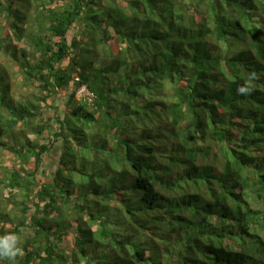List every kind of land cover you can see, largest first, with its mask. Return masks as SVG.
Instances as JSON below:
<instances>
[{"label": "trees", "instance_id": "trees-1", "mask_svg": "<svg viewBox=\"0 0 264 264\" xmlns=\"http://www.w3.org/2000/svg\"><path fill=\"white\" fill-rule=\"evenodd\" d=\"M1 57L0 264H264V0H0Z\"/></svg>", "mask_w": 264, "mask_h": 264}, {"label": "rangeland", "instance_id": "rangeland-1", "mask_svg": "<svg viewBox=\"0 0 264 264\" xmlns=\"http://www.w3.org/2000/svg\"><path fill=\"white\" fill-rule=\"evenodd\" d=\"M0 63L2 64L3 67L7 68L9 71V84H10V90H11V94L14 96V98L16 100H20L22 98V95L27 96V98L30 96V98L32 99V94H34V91L31 89H26L22 87V84L20 81H17L16 77H15V73L13 71L12 68V64H7L6 62V58H2L0 59ZM86 94V92L82 89L79 93H78V97H83ZM60 105H62V102L60 103ZM64 105V103H63ZM62 105V106H63ZM32 138H34L32 136ZM1 163V161H0ZM9 163V164H8ZM7 166H13L12 164H14V161H10L8 162ZM46 164L47 166L45 167V170L42 171V177L45 180H49V178H52L55 176V172L56 169L58 168V163H57V158L51 157V159H47L46 160ZM256 192V191H254ZM0 194L2 196H9V193L6 192V190L3 188V184H0ZM257 196V194H256ZM259 197V196H258ZM257 197V198H258ZM255 199V198H254ZM249 208H250V219L253 222L252 225V232L254 234L257 235H261L264 239V205L260 204L258 202V200H252L249 204ZM256 221V223L254 222ZM213 223L216 225L215 227H221L224 225V223L222 221H213ZM218 225V226H217ZM20 244L23 245L25 244L24 241H20ZM18 244V245H20Z\"/></svg>", "mask_w": 264, "mask_h": 264}, {"label": "clouds", "instance_id": "clouds-1", "mask_svg": "<svg viewBox=\"0 0 264 264\" xmlns=\"http://www.w3.org/2000/svg\"><path fill=\"white\" fill-rule=\"evenodd\" d=\"M254 75V74H253ZM87 96H91V94L87 91L86 88H82ZM81 89V90H82ZM80 90V91H81ZM79 91V92H80ZM239 91L241 93H245L248 90L246 88H240ZM84 95V96H85ZM16 236H5L3 238H0V257H8L9 260L14 261L15 258L22 253V249L19 247H16L17 242Z\"/></svg>", "mask_w": 264, "mask_h": 264}]
</instances>
